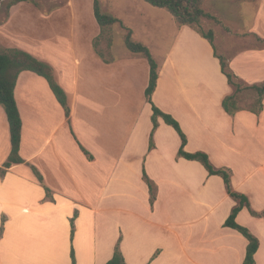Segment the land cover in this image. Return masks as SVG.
<instances>
[{"label":"crops","instance_id":"0c3cea01","mask_svg":"<svg viewBox=\"0 0 264 264\" xmlns=\"http://www.w3.org/2000/svg\"><path fill=\"white\" fill-rule=\"evenodd\" d=\"M216 1L226 3L230 13L214 6L208 13L234 35H248L237 39L227 34L221 53L242 82L263 81L264 46L252 35L264 39V0ZM68 2L70 10L66 6L37 16L35 34L42 39L35 44L16 42L9 34L13 20L38 10L26 6L21 12L24 3L19 2L0 24V50H23L50 65L70 109L68 124L46 81L29 71L19 74L14 98L22 121L19 155L25 163L0 177V264H70L71 249L76 264H106L118 241L125 264H243L247 241L224 227L235 202L222 179L208 175L195 161L179 158L180 138L160 118L149 148L146 59L131 53L117 59L114 42L109 54L96 55L92 43L100 29L93 20L91 28L84 27L87 32L79 28L85 44L73 31L70 62L52 55L42 30L62 11L76 20L73 2ZM99 2L135 40L150 47L155 21L149 13H133L125 4L116 9L117 0ZM128 12L139 15L140 26ZM149 19L152 29L146 27ZM157 31L162 35V29ZM166 39L157 60L150 51L158 66L151 102L178 122L186 137L185 152H203L214 167L230 170L232 189L248 198L252 210L264 211V99L257 115H228L221 103L232 89L211 45L188 26L174 25L169 37H162ZM244 39L246 45L253 43L239 48ZM215 42L216 34L218 52ZM9 152V127L0 106V168ZM143 174L156 186L153 205ZM235 221L258 239L254 262L264 264V218L252 217L244 208Z\"/></svg>","mask_w":264,"mask_h":264},{"label":"trees","instance_id":"16d2710c","mask_svg":"<svg viewBox=\"0 0 264 264\" xmlns=\"http://www.w3.org/2000/svg\"><path fill=\"white\" fill-rule=\"evenodd\" d=\"M24 0H18L22 2ZM149 6L164 10L168 13L177 27L188 26L193 29L197 34L205 39L214 49V56L218 59L221 73L225 76L228 85L231 87L232 92L225 96L222 100L221 106L223 110L230 116H234L238 112H249L252 114H259L262 110V101L264 99V80L251 85L242 82L229 66L228 58L216 51L214 46L215 32L213 29L205 30L206 21H212L222 24L226 29V33L230 36L234 35L229 28H227L218 18L206 12L203 9L205 0H141ZM16 3H12L9 7ZM93 17L100 29L99 35L93 40V48L99 57L104 53H108L112 46L110 37L111 28L118 25L125 32L122 38L125 49L136 56L146 59L149 66V79L148 85L144 91V96L147 102L151 105L152 116V131L149 137V148L153 147V132L158 126L157 120L160 118L162 121L172 127L180 138V147L177 152L179 158L187 161H195L199 163L210 176H218L222 179L226 193L235 202L231 212L224 222V227L233 229L241 234L247 241L245 257L243 264H255L254 255L258 249V239L250 233V231L236 223L235 218L242 209H247L252 217L264 218V211L256 212L251 209L248 198L232 189L231 186V172L228 169L216 168L210 162L208 156L203 152L187 153L184 151L186 145V137L183 134L180 126L176 120L170 115L163 113L151 102V96L154 92L158 79V66L153 59L149 49L133 38L132 31L126 28L122 22L102 10L99 0L92 2ZM238 35V34H236ZM234 35V36H236ZM248 36V35H245ZM237 37V36H236ZM254 42L263 47L264 39L252 35ZM103 43L105 46H103ZM29 71L37 76L43 78L48 84L54 98L64 111L65 118L69 124L70 109L67 103V97L64 90L58 85L55 80L53 69L47 63H44L29 53L18 49L0 50V106L3 108L9 127L10 136V152L9 155L0 168V177H3L6 170L13 165L23 164L24 160L19 155L22 121L14 98V88L17 78L21 72ZM247 96H251L247 99ZM81 151L90 159L88 153L79 145ZM36 179L42 183V176L34 166H30ZM143 180L146 183L150 193V204L153 205L156 199V186L149 178L143 174ZM46 197L50 198V191L44 187ZM77 213L70 220V235L71 239L74 234V220ZM0 228V236L3 232V220ZM119 242L113 251L112 258L106 264H125L124 258L119 248ZM70 264H76L73 249L70 252Z\"/></svg>","mask_w":264,"mask_h":264},{"label":"rangeland","instance_id":"374dc122","mask_svg":"<svg viewBox=\"0 0 264 264\" xmlns=\"http://www.w3.org/2000/svg\"><path fill=\"white\" fill-rule=\"evenodd\" d=\"M18 0H0V24H2L4 21L7 20L9 17V12L13 6H17L19 2L17 3ZM116 1V0H115ZM24 4L22 5L21 12L24 11L26 6L30 9H36L38 10L37 15L34 13H24V17L18 18V20H13L12 24L15 27H10L11 28V34H9V37H12L16 42H24L26 45L30 44H35V40L38 41V38L40 35H36V19L37 16L43 13L44 15H49L51 11L54 10H59V9H66V6L68 7V10H70L71 6L68 0H24L22 1ZM73 5H74V10L76 11V20L73 18H70L68 15V10L62 11L60 17L54 19L51 18L49 23H45L43 30H42V35L44 36V43L49 45V48L52 51V55H58L59 58L63 59L66 62H70L69 59L73 56L71 55L70 51V44L73 41L71 38L73 36V31L75 34V37L81 41V44H85L84 41L86 40L81 37L82 35L78 33L79 28L81 27L85 32L87 28H91V22L93 20V23L96 24L94 17H93V12H92V2L93 0H72ZM12 3H16L13 6L9 7ZM126 5L128 7L133 8V13L136 11L144 10L143 12L146 14L149 13L153 20L155 21V26L150 25L151 21L149 19V24H146V27L149 29H152L154 26V34L153 38L150 42V47H148L149 51L153 54L154 58L157 60L159 58V55H161V45H164L167 41L162 40V37L168 36L169 37V32L173 30V27L175 25L174 21L172 20L171 16L166 13L164 10L161 9H156L148 4L143 3L141 0H117L116 4V9H121L123 5ZM138 5H142L139 9ZM215 7L218 8V10L222 14H229L230 13V7L226 5V3H218L216 0H205L203 3V9L206 12H209L210 7ZM206 7V9H205ZM115 9V10H116ZM149 11V12H148ZM119 16H122L119 14V12L116 11ZM133 13L128 12V15L131 17L132 22H134L137 26L141 25V19L138 18V16H135ZM33 14L34 16L30 15ZM134 15V16H133ZM224 24V23H223ZM57 25V26H55ZM97 25V24H96ZM87 26V27H86ZM86 27V29H84ZM157 27L159 29H162V35H159L157 31ZM16 28H19L16 29ZM205 30L207 29H213L215 34H216V45H217V50L218 52H222L220 47L223 46L226 41L229 40V37L226 33L225 27L222 26V24L212 22V21H206L205 24ZM164 31V32H163ZM15 32H18L15 34ZM124 31L122 28H120L118 25H115L114 28H111V40L114 42L113 45V55L117 59H122L123 56L130 54L124 47L122 38L124 35ZM41 35V36H42ZM245 35L247 34H238L237 39H243L246 37ZM42 39L41 37L39 40ZM139 42V41H138ZM242 42L244 44H242ZM240 42L241 46H238L239 48H245L247 46H250L253 43V40H249L247 43L248 45L245 44V39ZM103 48V46H102ZM160 48V49H158ZM78 50V49H76ZM23 51V50H22ZM51 60V58H50ZM69 89H66V91ZM97 90V89H96ZM69 92V91H67ZM70 93V92H69ZM251 96H247V99H250Z\"/></svg>","mask_w":264,"mask_h":264}]
</instances>
